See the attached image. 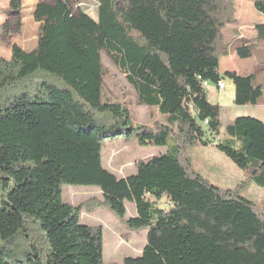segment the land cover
<instances>
[{
	"label": "trees",
	"instance_id": "obj_1",
	"mask_svg": "<svg viewBox=\"0 0 264 264\" xmlns=\"http://www.w3.org/2000/svg\"><path fill=\"white\" fill-rule=\"evenodd\" d=\"M96 1L94 18L75 11L74 0H41L36 47L11 44V57L0 56V264H104L103 227L81 223L83 211L98 209L148 232L142 254L124 264H264L256 204L240 187L210 183L186 156L189 146H214L264 187V121L236 118L219 141L222 108L209 100L222 80L234 83L238 106L263 96L254 76L221 73L236 0ZM254 7L264 18V0ZM22 11V0H10L4 14L13 21L1 34L21 32ZM256 30L264 41V24ZM103 52L163 122L134 126L122 104L103 99ZM252 53L250 42L236 50L241 59ZM116 139L168 152L118 178L102 156ZM65 185L96 187L102 199L72 206Z\"/></svg>",
	"mask_w": 264,
	"mask_h": 264
},
{
	"label": "rangeland",
	"instance_id": "obj_2",
	"mask_svg": "<svg viewBox=\"0 0 264 264\" xmlns=\"http://www.w3.org/2000/svg\"><path fill=\"white\" fill-rule=\"evenodd\" d=\"M41 0H22V23L23 27L19 34L6 36L0 32V56L9 59L11 55V44H18L27 52L32 51L38 42L40 26L34 20V11ZM256 0H236L235 28L240 23L249 22V29L259 20L256 16L254 3ZM96 0H74L75 11H82L92 17L97 14ZM10 10V0H0V26L12 22L4 12ZM237 14V15H236ZM261 16V15H259ZM262 17V16H261ZM260 18V17H259ZM15 28V27H14ZM225 29V28H224ZM223 32V31H222ZM225 47V45H224ZM226 49V48H225ZM103 63V99L113 103L122 104L128 111L134 124L152 126L156 122H163L164 118L155 109L140 105L137 92L130 84L125 74L114 61L106 55L101 54ZM224 57L221 59V72L226 73L233 66V59ZM255 69H264V43L256 42L253 46L252 58L247 62ZM229 82V81H228ZM225 91L219 93L214 86L209 87V100L213 104L222 105V131L219 141L227 138L226 126L230 123V116L252 117L261 119V108L249 106H238L235 104V89L232 83H228ZM264 103L263 96L258 101ZM168 152L167 147H142L136 140L116 139L108 141L102 152L103 166L115 174L118 178H126L137 171V163L148 161ZM186 156L191 161L194 171L202 175L213 185L228 190L239 188L241 195L253 201L264 216V187L257 185L248 175L237 167L228 157L222 154L214 146L204 147L201 145L189 146ZM64 201L72 206H78L91 198L102 199L100 190L96 187H78L65 185L63 187ZM127 204V218L135 206ZM163 208H168L169 203L164 200ZM81 223L88 226H102L104 229V264H124L128 257L140 256L146 245L147 230L139 232L128 231L111 211L98 209L93 212L83 211Z\"/></svg>",
	"mask_w": 264,
	"mask_h": 264
},
{
	"label": "crops",
	"instance_id": "obj_3",
	"mask_svg": "<svg viewBox=\"0 0 264 264\" xmlns=\"http://www.w3.org/2000/svg\"><path fill=\"white\" fill-rule=\"evenodd\" d=\"M257 15L258 16H256V17L259 20L257 21V23H255V25H253L252 28L249 29V27H250L248 24L249 22L240 23L239 27H237V28H235L234 25L230 24V25H227L225 27L222 34H223V38H224L225 48L228 52H230V56L228 59H233V63H234L233 66L231 67L232 69H230L227 72H236L242 76H251V75L254 76L255 84L258 86H261L263 88V93H264V69L258 70V68L257 69H255L254 67L251 68L249 66V64H247V62L252 58V55L248 59H241L236 54L237 48L240 47L244 42H250L252 46H254L256 44V42L264 43V41L258 40V33L256 30L257 26L264 24V18H263V16L262 17L259 16L260 14H258V13H257ZM235 20H238V18H235ZM10 57H11V55H10ZM225 81L226 82L229 81L234 86V83L232 81H230V80H225ZM227 87H228V84H227ZM227 87H226V89H227ZM234 89H235V86H234ZM220 106L222 108V111H221V120H222V114L224 112V107L221 104H220ZM249 106L261 108L262 110L260 111V114H261L262 118L260 120L264 121V103H262V104L258 103L257 105H246L245 107H249ZM236 118L237 117H235V116H230V119H229L230 123L227 124L226 128L229 125H231ZM126 206H127V204H126ZM136 215H137L136 208H133V210L131 211L130 217H135ZM146 242H147V236H146Z\"/></svg>",
	"mask_w": 264,
	"mask_h": 264
},
{
	"label": "built area",
	"instance_id": "obj_4",
	"mask_svg": "<svg viewBox=\"0 0 264 264\" xmlns=\"http://www.w3.org/2000/svg\"><path fill=\"white\" fill-rule=\"evenodd\" d=\"M205 86L206 87H209L210 84L209 83H205ZM226 87H227V84H226V81L225 80L220 81L218 83V85H217V88H218L219 93L223 92L226 89Z\"/></svg>",
	"mask_w": 264,
	"mask_h": 264
}]
</instances>
